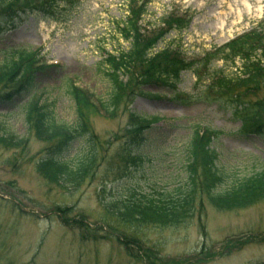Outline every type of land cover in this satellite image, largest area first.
<instances>
[{
    "label": "rangeland",
    "instance_id": "rangeland-1",
    "mask_svg": "<svg viewBox=\"0 0 264 264\" xmlns=\"http://www.w3.org/2000/svg\"><path fill=\"white\" fill-rule=\"evenodd\" d=\"M128 2L84 0L66 24L30 18L0 38V64L5 52L19 48L40 50L44 64L53 66L39 75L31 98L17 99L11 109L0 101V125L6 126L0 136L22 141L19 146L0 142V264H149L141 251L150 255V264L264 261V199L245 208L220 209L202 186L204 167H198L192 181L190 176L196 163L191 161L193 142L199 138L195 131L221 132L211 147L220 156L217 165L232 181L264 168V141L257 134H236L240 122L214 104L197 101L204 97L205 82L194 72L181 75L177 90L191 102L182 105L170 100L175 92L168 87L139 88L130 82V69L115 71L111 56L132 47L117 29L127 19ZM174 13L191 23L168 35L156 52L176 46L193 59L264 27V0H152L142 26L153 31ZM219 67L227 75L237 71L223 61ZM72 87L93 95L91 109L81 112ZM38 98L51 106L59 124L71 126L83 118L96 138L99 161L80 185L51 182L38 169L52 145L39 139L26 119L24 106ZM136 116L152 117L155 125L147 145L131 147L128 129L135 126ZM77 138L65 154L71 165L91 146L86 137ZM132 148L142 162L124 167L120 154ZM187 186L195 189L193 205L177 223L125 224L105 209L108 201L127 198L133 190L171 193Z\"/></svg>",
    "mask_w": 264,
    "mask_h": 264
},
{
    "label": "trees",
    "instance_id": "trees-1",
    "mask_svg": "<svg viewBox=\"0 0 264 264\" xmlns=\"http://www.w3.org/2000/svg\"><path fill=\"white\" fill-rule=\"evenodd\" d=\"M83 1L0 0V38L23 26L30 18L66 24L80 10ZM149 4L150 0H129L127 19L119 23L117 29L124 40L131 42L132 47L129 52L111 56L110 62L113 63L115 71L130 69V82L136 83L139 88L157 84L168 87L175 92L170 100L182 105L191 102L185 101L184 96L177 90L181 75L187 71L194 72L202 83L205 82L201 92L204 97H199L197 101L214 104L219 111L229 113L231 120L240 122L241 127L236 134L242 137L257 134L264 141V27L252 28L223 47L210 50L194 59L186 58L181 48L176 46L155 53L154 48L170 31L189 27L191 18L184 19L174 13L164 18V29L146 31L141 24L149 11ZM4 56V61L0 64V101L7 109H11L17 99L31 98L38 90L39 75L53 67L44 64V58L38 50L14 49L5 52ZM219 61H223L225 66H235L237 71L227 75L224 67L216 68ZM200 70H205L206 75L202 76ZM70 94L81 112L93 107V95L83 89L72 87ZM117 97L116 94L115 98ZM24 109L26 119L32 130L36 131L37 137L45 142H52L38 164L39 171L51 182L62 186L74 187L82 184L101 155L95 147L96 138L88 131L83 118H79L71 126L59 124L51 106L42 103L40 98L27 103ZM105 109L108 115L114 116L112 108ZM153 120L152 117H135V126L128 129L130 142L133 143L131 147L147 145L149 131L154 130ZM5 127L0 125V130ZM195 133L199 138L193 142L191 161L196 163L192 164L191 181L196 177L198 167L203 166L205 179L202 186L207 190V197L214 207L236 210L264 199V168L243 179L230 180L217 165L220 156L211 147L221 132L208 129L203 133ZM83 136L91 144L90 150L81 159H77V163L71 165L72 160L66 158V155L72 151L77 137ZM0 142L6 146H19L22 143L14 137L7 139L1 136ZM200 154H203L202 159ZM120 158L124 167H127L128 164L142 162L143 157L136 156L132 148L123 151ZM187 187L185 191L176 188L171 193L146 194L144 191L133 190L127 198L108 201L105 209L125 224L132 221L161 225L177 223L187 215L188 208L193 205L195 189ZM138 253L141 259L144 258L150 264V255L142 251ZM254 264H264V261Z\"/></svg>",
    "mask_w": 264,
    "mask_h": 264
}]
</instances>
